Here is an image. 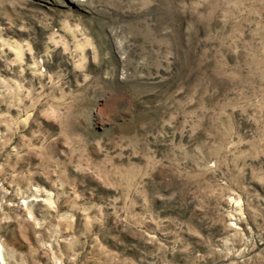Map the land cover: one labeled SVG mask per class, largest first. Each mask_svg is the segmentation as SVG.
Returning a JSON list of instances; mask_svg holds the SVG:
<instances>
[{
	"label": "rangeland",
	"instance_id": "1",
	"mask_svg": "<svg viewBox=\"0 0 264 264\" xmlns=\"http://www.w3.org/2000/svg\"><path fill=\"white\" fill-rule=\"evenodd\" d=\"M0 264H264V0H0Z\"/></svg>",
	"mask_w": 264,
	"mask_h": 264
}]
</instances>
